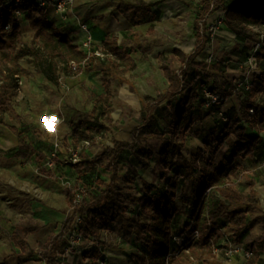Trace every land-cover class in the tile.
Instances as JSON below:
<instances>
[{"label": "trees", "instance_id": "16d2710c", "mask_svg": "<svg viewBox=\"0 0 264 264\" xmlns=\"http://www.w3.org/2000/svg\"><path fill=\"white\" fill-rule=\"evenodd\" d=\"M111 1L118 2L113 13L132 19L134 26L140 24L142 13L152 7L143 0L135 3L132 0ZM8 2L0 0V125L17 133L15 127L6 123L5 115H16L11 93L19 88L23 77L31 75L21 66L22 58H33L37 71L55 86L60 84L62 75L70 74L72 63L79 66L77 73L97 71L104 76V93L97 98L92 112L73 124L71 139L65 144L78 152V160L74 162L71 156L68 165L80 178L91 176L97 166L110 173L109 181L98 178L90 187L68 190L72 214L63 223L61 231L52 235L39 250H32L24 238L15 239L22 256H38L46 264H61L68 238L77 225L82 241L95 239L102 232L110 234L116 227L125 231L126 236L133 238L140 247L139 252L130 255L134 264H217L214 247L226 231L229 230L239 242L244 230L256 222L255 219L249 221V217L260 212L264 222V211L254 187L251 186L250 196L246 199L233 183L243 167L242 162L248 157L264 155V138L259 135L264 129V104L257 102L264 94V70L254 77L251 89L246 93L248 99L240 103L239 117H229L222 129L216 127L205 134H197L204 148L188 158L184 151L189 131L195 124L218 116L224 102L234 95L237 87L221 63L198 61L195 53L187 55L175 50L174 55L181 63L177 72L166 63L162 54L159 55L169 89L151 103H148L149 97H144L141 125L131 131L128 140L111 138V146L104 147L92 158L88 150L99 140L108 139L112 132L114 95L108 78L118 79L121 86L128 84L125 76L137 69L133 54L136 51L148 54L151 47L143 46L138 35L121 42L108 36L99 53L102 56L97 52L88 53L74 43L69 32L56 25L49 17L48 9L39 8L34 1ZM207 2L206 10L224 8L223 25L238 38L252 39L254 29L264 23V0H238L228 6H218L215 0ZM22 15L35 33L31 45L22 39ZM205 18L206 15L201 16L196 24V37L202 42V48L211 39L206 32L201 34L200 31L199 22ZM7 26L10 30H6ZM6 46L12 51L6 50ZM258 58L264 61V54H259ZM205 90L219 95L221 101L205 108L208 101ZM231 137L234 143L230 152L218 163L217 155ZM153 139L161 143L157 155L162 169L174 173L162 188L143 178L129 161L130 157H135L144 168H150L154 154L148 148V142ZM86 143L90 146L86 147ZM23 147L16 157L25 159L29 156ZM38 157L40 161L46 160L43 153ZM126 168L131 173L123 176ZM42 173L52 175L45 170ZM136 178L143 187L141 196L121 190V182L132 185ZM185 182L190 183L191 195L185 203L192 216L175 236L173 224L179 214L178 191ZM78 195L81 196L79 201ZM130 205L137 206V212L130 214ZM38 230V226L22 228L25 234ZM195 234L197 239H194ZM95 246L86 258H90L92 264H99L105 259L101 249L107 246L98 241ZM248 250L252 258L246 264H259L264 254V227L260 237L248 245Z\"/></svg>", "mask_w": 264, "mask_h": 264}, {"label": "rangeland", "instance_id": "374dc122", "mask_svg": "<svg viewBox=\"0 0 264 264\" xmlns=\"http://www.w3.org/2000/svg\"><path fill=\"white\" fill-rule=\"evenodd\" d=\"M20 24L23 42L31 45L35 33L30 29L24 15L20 17ZM179 26L183 30L186 27L183 22L179 23ZM219 32L217 34H221L219 38L222 43H220L219 48H215L213 53L215 59H210L211 62L209 63L215 64L219 60L218 63H221L222 69L226 73L228 72L229 78L236 85L252 84L254 77L260 75L261 71L264 70V61L261 58H258L257 62H253L252 65L249 60L256 35L252 39H245L238 38L234 33L227 36L222 33L224 32L223 29ZM128 38L133 39L132 36ZM139 41L142 42L143 46L151 47L152 44H165L169 40L155 35L148 37L141 35ZM163 48L165 51L162 54L166 63L173 70L179 72L181 63L174 55L173 47L166 45ZM5 49L12 51L10 46H6ZM85 50L92 53L97 48ZM199 51L195 52L198 56L197 59L202 56ZM159 53V50L150 51L148 54L136 51L133 57L138 67L134 72L125 76L128 84L121 86L118 79L108 78L114 95L112 100V132L108 139L99 140L96 145L88 150V154L92 158L104 147L111 146V138L128 140L131 131L141 125L143 120L142 99L144 97H149L151 100L148 103H151L153 100H157L163 92H166L168 82L163 79L161 63L158 60ZM198 61L200 60L198 59ZM20 64L29 70L31 75L23 77L19 83V88L11 93L16 115H5L6 123L15 127L17 133L15 134L9 128L0 125V264H13V262L23 264L24 261L28 260L21 255V251L15 243V239L20 237L26 240L33 238V236L22 231L24 226L42 225L43 231L49 235L61 231L64 221L72 214L68 205V190L90 187L98 178L109 181L110 177V173L104 167L97 166L96 171L91 176L80 178L68 165L71 159V148L65 144V141L69 142L71 139L73 124L90 114L97 98L104 93V76L97 71L83 70L77 74L62 75L60 84L55 86L37 71L33 58L24 57L20 60ZM247 99L248 95L241 88L224 102L218 116L195 124L188 133L185 156L191 158L198 149L204 148L203 142L197 134H205L216 127L222 129L229 117H237V115L239 117L240 103ZM257 102L264 104V94L257 98ZM152 104L157 106V103ZM224 116L227 120H224ZM160 125L163 128L164 124L161 123ZM233 143L234 139L231 137L227 144L221 148L216 158L218 163L227 157ZM56 144H60L61 147L55 148ZM159 144L160 141L156 139L150 140L148 148L153 150L154 154ZM22 147L29 155L25 159L16 157V153ZM39 153L46 156L45 161H40ZM53 154L56 155L57 160H52ZM129 161L140 174H144L150 183L160 188L165 186L168 177L174 175L172 172H165L160 161H154L150 168H144L135 157H130ZM51 163L52 167L49 166ZM242 164L243 167L240 169L237 178L233 179V183L246 199L250 196L251 186H253L264 211V197H262L264 195V155L248 157ZM43 170L52 175L43 174ZM129 172L131 173L126 168L122 175L124 176ZM121 190L126 194L130 193L137 196H141L143 193L139 178H136L132 185L121 182ZM190 195V183L181 184L177 200L179 214L173 224L175 236L183 230L186 223L191 219V209L185 203ZM213 195L217 196V193H213ZM130 209V214L137 212L135 205H130ZM262 215L263 213L258 212L248 218L249 221L255 219L256 222L244 230L239 242L232 237L229 230L223 234L214 247L218 250L216 254L217 264H246L240 254L234 255L229 260L226 257V252L228 248L236 247V245H239L243 251L247 250L248 245L260 237L264 227ZM76 232H78L77 225L74 226L70 235ZM97 241L105 242L106 246L116 249V251L123 250V252L115 253L114 258L117 260L113 264H134L130 255L140 250L139 245L134 244L126 236L125 231L116 227L114 232L110 234L102 232L95 239L82 241L73 252L76 254L75 259L68 262V257H63L62 262L92 264V260L86 256L96 248L95 243ZM177 243L180 244V242ZM101 250L104 251V247ZM102 261L108 263L106 258ZM259 264H264V254L261 256Z\"/></svg>", "mask_w": 264, "mask_h": 264}, {"label": "crops", "instance_id": "0c3cea01", "mask_svg": "<svg viewBox=\"0 0 264 264\" xmlns=\"http://www.w3.org/2000/svg\"><path fill=\"white\" fill-rule=\"evenodd\" d=\"M134 1L136 0H132L131 2ZM143 1L146 4L152 5V7L142 13L139 20L140 24L138 26L133 25L132 19H127L119 13H113L116 6L118 5V2H112L111 0H76L73 11L68 15V17L64 18L54 8L48 9V15L56 23L57 26L69 32L74 43L80 46V48L85 52L86 50L83 49V46L86 42H88L89 38L91 39L89 41L90 48H97L95 52L100 53L102 44L108 36L115 37L119 40V42H121L124 39H129V36H132L134 38L135 35H138L139 37L141 35L145 37L155 35L159 38L165 37L169 40L165 44L158 43L151 45V51L159 50V55H161L162 52L165 51L163 47L166 45H170L173 47V53L175 50H180L187 55L194 54L197 50H200L202 48V42H199L196 37V24L199 18L203 15H206L207 25H212L219 22L224 17L223 7H218L217 10L213 11L206 10V4L208 3V0ZM215 1H217L218 6H228L236 3L238 0ZM182 22L186 25L184 30L179 26V23ZM82 26H85L86 29H83ZM222 29L224 31L222 33H225V35L227 36H231L232 32L230 30H228L224 26ZM219 35L221 34L216 33L214 36H212L213 39H211V41L202 48V56L198 58L200 61L209 63L211 62L210 59H215V55L213 54L214 50L215 48H219L220 43H222ZM179 38L180 40H178ZM218 62L219 60L217 61V63ZM226 75H229L228 72L226 73ZM163 79L168 82V88L166 89L167 91L170 87V84L169 81L165 78L164 73ZM164 93L165 92H163L162 94ZM160 145L161 143L159 144L156 151H154L155 153L151 161V166L153 165L154 161L160 160L159 156L157 155ZM141 175L146 179L144 174ZM262 197H264V195H262ZM30 226H38L39 230L37 232L28 234L30 236H33L32 239L24 240L29 244L32 250L36 251L39 250V247L42 244H45L52 235L59 233L55 232L49 235L43 231L42 225ZM46 235H48V237H46ZM131 240L134 244L138 245L133 238H131ZM104 249L105 258L107 259L108 263L112 264L117 260L116 258H114L115 253L123 252V250L116 251V249L108 246ZM36 257H26L28 260L24 261L23 264H46L39 257ZM75 257L76 254H71L67 258L69 259L68 262L75 259ZM68 262H61V264H68ZM13 264H17V262H13Z\"/></svg>", "mask_w": 264, "mask_h": 264}, {"label": "built area", "instance_id": "2783aa9c", "mask_svg": "<svg viewBox=\"0 0 264 264\" xmlns=\"http://www.w3.org/2000/svg\"><path fill=\"white\" fill-rule=\"evenodd\" d=\"M23 1L27 0H9L7 4H20ZM35 4L41 8V9H50L54 8L59 14H61L64 18L68 17V15L73 11V7L75 5L76 0H37L34 1ZM20 15V13H17ZM204 24H206V28H204ZM200 25V31L201 34L206 32L210 38L214 36L216 33H218L223 28V19L220 20L217 23H214L212 25H207V17L199 22ZM83 29H86L85 26H82ZM6 30H10V26L6 27ZM255 32V41L252 44L251 48V58L249 59L251 62V65L253 62H257V58L259 54H264V23L254 29ZM89 38L88 42H86L83 46V49H89L90 48V41ZM98 56H102L101 54H97ZM79 69V66H77L75 63L71 64V72L70 74H76ZM252 84H238L236 85L237 91H239L241 88L244 90V92L248 93L251 89ZM236 91V92H237ZM204 95L207 98V103L205 104V108H210L217 102L221 101V97L219 95L212 94L211 92L205 90ZM250 113H254V110H250ZM224 120H227L224 116ZM259 135L264 138V129L260 131ZM90 144L86 143V147H89ZM60 144H56L55 148H60ZM71 156L74 162L78 160V152L75 151L73 148L71 149ZM49 158V155L47 156ZM56 158V155L53 154L52 160ZM52 167V163L49 165ZM81 199V196H77V201ZM194 239H197V234H195ZM82 242V237L78 234V232L74 233L73 235H70L68 238V245L64 249V257H69L75 250V248ZM218 250L214 249V253L217 254ZM240 254L244 260L247 262L249 259L252 258V253L247 250H242L239 245H236V247L232 246L231 248H228L226 252V257L230 260L234 255ZM100 264H108L106 261H101Z\"/></svg>", "mask_w": 264, "mask_h": 264}]
</instances>
